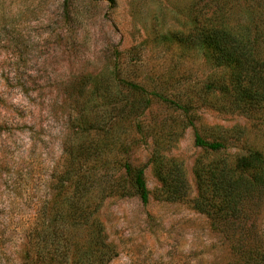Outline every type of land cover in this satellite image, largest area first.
<instances>
[{"label": "rangeland", "instance_id": "obj_1", "mask_svg": "<svg viewBox=\"0 0 264 264\" xmlns=\"http://www.w3.org/2000/svg\"><path fill=\"white\" fill-rule=\"evenodd\" d=\"M192 1L0 0V264H39L37 256L50 247V238L58 237L51 224L53 205H64L72 189L67 180L59 183V176H66V159L72 158L81 172V145L89 137L85 128L98 126L99 153L146 164L149 190L142 204L121 169L112 162L108 166L106 175L118 177L121 188L105 195L97 211L116 251L103 264L227 263L226 241L193 205L194 161L220 154L195 146L192 129H182L172 106L152 99L144 110L140 104L129 109L140 95L149 97L135 92L131 82L182 100L197 95L208 79L212 68L203 54L171 37L173 30L188 25L184 9ZM193 113L207 140L236 136L224 132L235 125L246 126L244 136L254 139L238 114L204 104ZM137 124L143 133L162 128V134L154 142L144 138ZM120 141L130 146L118 148ZM155 144L182 162L189 183L182 201L158 189L147 163ZM228 144L229 152L241 145ZM260 207L264 230V200ZM71 238L81 245V234Z\"/></svg>", "mask_w": 264, "mask_h": 264}, {"label": "trees", "instance_id": "obj_2", "mask_svg": "<svg viewBox=\"0 0 264 264\" xmlns=\"http://www.w3.org/2000/svg\"><path fill=\"white\" fill-rule=\"evenodd\" d=\"M187 6L184 10L189 14L188 25L173 30L172 40L199 50L212 72L197 95H185L182 100L155 89L148 91L143 83L131 82L135 92L148 93L149 97L144 99L140 95L129 109H137L140 104L144 110L152 99L172 106L178 111L182 129H192L193 144L206 153L220 154L207 162L194 161L193 205L207 215L211 227L226 241L229 252L226 264H264V230L259 224L264 200V0H193ZM203 104L218 112L240 115L258 141L253 138L248 141L244 136V132L248 133L246 126L239 125L224 130L225 134L228 130L237 133L236 136L203 138L193 113ZM136 128L141 131L140 124ZM98 129L99 126L93 131L85 128L89 137L81 145V172L72 158L66 159L67 168L62 173L66 176H59V183L67 180L73 183L72 189L64 205L59 202L53 205L51 224L54 229L56 225L58 237L50 238V247L37 256L39 264H103L115 255L97 214L103 197L121 188L118 177L109 180L106 175L108 166L120 168L122 178L140 202L148 201L146 164L133 165L127 156L107 159L100 154L103 145L94 137ZM160 134L162 128L156 133L142 132L144 138L150 136L154 142ZM230 141L241 144L238 151L227 150ZM123 144L128 147L130 141H120L117 147ZM149 154L147 163L153 166L159 191L171 200H184L189 183L181 160L165 154L157 144ZM77 233L81 234V245L71 238H76ZM29 260L27 254L26 261Z\"/></svg>", "mask_w": 264, "mask_h": 264}]
</instances>
